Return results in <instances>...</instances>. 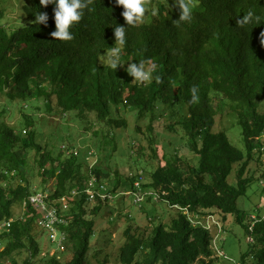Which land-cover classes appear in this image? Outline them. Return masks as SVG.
I'll use <instances>...</instances> for the list:
<instances>
[{"label": "trees", "instance_id": "obj_1", "mask_svg": "<svg viewBox=\"0 0 264 264\" xmlns=\"http://www.w3.org/2000/svg\"><path fill=\"white\" fill-rule=\"evenodd\" d=\"M193 2L189 20L174 23L180 9L164 4L157 7L156 16L149 13L136 25L127 26L121 15L123 8L115 0H85L81 20L70 28L71 40L51 35L55 30L52 4L24 1L21 20L14 27L4 23L6 9L0 7V94L10 104L16 99L32 102L44 97L46 113H69L84 130L78 145L72 143L71 131L68 136L57 134L66 140L57 146L53 139L38 138L37 118L30 111L23 112V129L18 131L5 120L10 109L5 104L0 108V264H41L42 260L43 264H93L88 253L95 217L104 203L113 200H96L91 207L86 193H70L84 188L91 171L100 180L117 178L114 186H119L120 170L112 169L107 161L121 150L119 138L126 131H132L126 148L131 159H158L153 120L166 114L170 119L166 128H182L191 150L199 156V165L185 168L177 151L171 155L164 152L165 163L151 170L150 178L146 177L147 169L140 167L131 168L126 176L134 191L139 190L134 185L139 180L142 187L159 189L170 203L188 209L174 207L177 211L171 222L159 221L149 234L128 215L132 224L124 230L119 261L214 264V234L194 225L190 212L193 216L215 214L223 224L228 214H234L258 246L253 258L244 255L239 263L264 264V202L256 209V218L249 214L247 223L246 213L238 205L253 178L249 162L256 156L264 161V45L260 41L264 22L243 28L236 24L249 10L264 19V0ZM38 10L48 13L46 25L33 22ZM116 24L125 25L123 44L115 41ZM113 47L120 49L121 64L116 69L104 66L99 59ZM139 61L152 69L151 83L138 84L127 72L129 63ZM194 85L199 100L190 103ZM224 109H228L227 114ZM129 113L136 116L133 130ZM220 114L236 118L233 125L241 127L244 148L233 143L227 129H217ZM141 118H149L146 126L138 122ZM65 130H70L69 126ZM92 136L96 138L93 144L84 142ZM142 137L147 144L141 142ZM236 163L234 185L228 177ZM33 168L42 188L33 184ZM41 190L49 191L61 209L60 199L68 196L63 213L71 221L61 226L67 234L66 248L38 260L44 249L37 240L36 227L47 229L40 223V210L24 200ZM147 197L153 199L152 195ZM7 221H11L10 226L2 228ZM143 251L147 254L138 258ZM96 264H108V258Z\"/></svg>", "mask_w": 264, "mask_h": 264}, {"label": "rangeland", "instance_id": "obj_2", "mask_svg": "<svg viewBox=\"0 0 264 264\" xmlns=\"http://www.w3.org/2000/svg\"><path fill=\"white\" fill-rule=\"evenodd\" d=\"M24 1H28L29 3L31 2V0H0V7H4L6 9L4 12V23L8 24V26L14 27V24L21 20L20 16L23 14V10L20 7ZM186 1L189 5H194L193 0ZM145 4V16L149 15L152 7L157 8L158 6L164 4L175 6V4H173V0H149L148 2H145ZM43 101L44 97L35 99L32 102H22L16 99L11 102L12 104H10L8 103L9 101L5 95L0 94V108L3 104H5L7 108L10 109L9 115H5V120L8 124L15 126L18 131H22L23 129V112L30 111L28 113L34 114L35 118H37L36 130L39 133V139H42L43 141L53 139L55 145L60 146L65 144L66 140L62 141V138L64 137L58 138L57 134L68 136V131H71V138L73 139L72 143L77 142V145L80 144V142L83 141L81 138L84 137V130L79 123L76 122V120H74L69 113L63 114L62 116L56 113H46L43 107ZM38 105L41 106L40 109H38ZM31 109H33L32 112ZM227 112L228 109H224L223 113L227 114ZM167 115L168 114L163 116L160 115L153 120V134L155 142L159 147L158 159H150L149 161L131 159L128 151L126 150L128 142L131 140L130 134L132 131L129 130L119 138V148L121 147V150H116L114 153L115 155L111 158V160L107 161V164L109 162L111 165L109 166L112 169L119 168L122 176L118 187L114 186L118 179L111 177V182L107 181L108 188L110 190L117 188L116 191H124L126 194H122V192H120V195L116 196L113 201L110 203H104L101 210L95 217V232L92 236L90 243L91 248L88 253V257L93 264H96L99 259L104 258H108V264H123L119 261L118 254L119 248L125 240L124 230L130 223L132 224V220L127 219L128 215L132 216L131 218H134L133 222H135L138 226L146 228L147 234L151 232L154 225L158 224L159 221H163L168 224L171 222L174 215H176L177 209L164 201L158 200L156 202L154 198L149 199L147 197L144 202L139 204L135 201L133 195L127 194L132 190L126 176V174L131 172V168L140 167L147 169L145 172L146 177L150 178V171L155 169L160 163H165V159L162 155L164 152L171 155V153H175V151H177V154L183 160V166L185 168L189 164L192 166L199 165V156L191 150V147L185 139L182 128L179 126L177 131H171L166 128L167 123L170 122L169 116ZM129 119L130 127L133 130L137 122L134 113H129ZM148 120L149 118H141L138 122L146 126L145 124ZM235 123L236 118L233 115L220 114L217 116V129L222 127L227 129L233 143L241 148H244V142L240 133L241 127L239 124L234 126L233 124ZM66 125L69 126L70 130H65V128L68 127ZM92 138L84 142L93 144V141L96 138L94 136H92ZM141 142L147 144V139L142 137ZM238 165L239 163L234 165V168L228 177V181L234 185L237 182ZM248 167V171L253 178L246 193L238 199L239 207L246 213L245 223L249 220V214H256V209L261 207L264 202V161L258 160L256 156V159L254 158V160L249 162ZM31 172L33 174L32 178L34 179L33 184L35 187L42 188V185L39 184L41 180L40 177L37 176L38 173L36 169L34 170L33 168ZM150 189H152V187H145L143 191H148ZM89 203L91 204V207L95 205L94 201ZM16 213L17 215L20 213V208L16 209ZM36 231L37 240L39 241L42 249H44L41 254H39L40 257L38 256V260H41L42 255L53 254L54 249L57 248L58 242L52 241L50 232L45 230L40 225L36 227ZM251 239L252 237L249 236V232L246 227L236 220L235 215L232 213L228 214L227 220L223 224L221 237L218 238L216 242H212V248L215 256L214 264H235V262L241 261L242 258H244V255L247 259L250 257L253 258L258 246ZM261 246L262 244H260L259 248ZM66 254L70 255V252ZM146 254V251H143L141 254L137 255V257L143 258ZM21 260L22 258H20V261ZM40 263L43 264L44 260L40 261Z\"/></svg>", "mask_w": 264, "mask_h": 264}, {"label": "clouds", "instance_id": "obj_3", "mask_svg": "<svg viewBox=\"0 0 264 264\" xmlns=\"http://www.w3.org/2000/svg\"><path fill=\"white\" fill-rule=\"evenodd\" d=\"M91 2V0H88ZM117 5L122 6L123 10L121 15L126 21L127 26H134L137 23L141 22L146 14V4L145 0H115ZM40 4L47 6L49 4L54 5V22L55 30L52 31L51 35L58 40H71L72 32L70 28L76 23L79 22L83 16V10L86 7L85 0H40ZM173 4L177 5L180 9V15L177 20H174V23L179 21H186L190 19L191 10L189 4L186 0H173ZM150 14L156 16L158 14V9L152 7L150 9ZM48 13L45 11H36L35 19L33 20L36 24H47L48 23ZM264 22L259 15L249 10L241 18L236 20V24L243 28L250 23L255 25ZM114 36L115 41H118L120 44H123L125 41V25L116 24L114 26ZM261 44L264 45V31L260 33ZM119 52L118 47H113L111 51L106 50V57L99 58L104 66L109 68L116 69L119 63ZM127 72L130 76L133 77V81L138 84H145L152 82V69L146 68L143 61L131 62L127 65ZM157 82L159 77H156ZM190 92L192 93L190 103H196L199 100L197 95V87L194 85L191 87Z\"/></svg>", "mask_w": 264, "mask_h": 264}, {"label": "built area", "instance_id": "obj_4", "mask_svg": "<svg viewBox=\"0 0 264 264\" xmlns=\"http://www.w3.org/2000/svg\"><path fill=\"white\" fill-rule=\"evenodd\" d=\"M91 165L93 166L94 164L92 163ZM134 185L138 187L139 190L134 191V189H132L128 193H133L135 201L139 204L142 203L148 195H152L155 200L164 198L163 200L172 207L183 208L184 210L188 209L178 203H170L169 199L164 197L159 189L155 190L152 188L148 191H143L144 187L141 186V182L139 180H136ZM80 192L86 193L88 200L90 202L94 201V203L96 200H114L116 196L120 195V192H122V194H126L124 191L110 190L108 188L107 180H100L92 171L91 175L85 178L84 188L82 190L75 188L70 194L78 195ZM67 198L68 196H64L60 199L63 204L62 209L55 203L56 200L50 198V192L47 190L35 192L24 200L26 205L31 203L40 210L42 215L40 223L50 232L52 240L58 242L57 248L54 249L53 254H55L58 250H64L66 248L65 239L67 234L61 229V226L68 225L70 222V219L65 215V213H63V210H65L68 206ZM189 215V218L194 225H202L205 228L210 229V231L214 234L212 238L213 243L221 237L223 223L215 214L209 213L205 215L193 216L189 212ZM251 216L256 218V214H252ZM10 222L11 221L3 222L1 227L7 229L10 226ZM237 264L240 263L238 262Z\"/></svg>", "mask_w": 264, "mask_h": 264}]
</instances>
